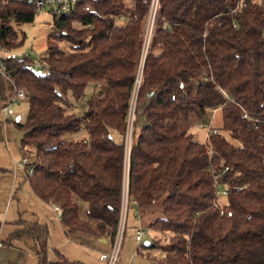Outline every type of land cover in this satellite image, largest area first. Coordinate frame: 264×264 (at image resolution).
<instances>
[{
    "label": "trees",
    "instance_id": "1",
    "mask_svg": "<svg viewBox=\"0 0 264 264\" xmlns=\"http://www.w3.org/2000/svg\"><path fill=\"white\" fill-rule=\"evenodd\" d=\"M34 14L24 0L0 2L3 50L22 44L17 27ZM52 27L35 71L31 56L1 61L0 103L13 86L26 95L24 121L11 120L22 157L34 154L23 175L60 208L64 233L113 240L139 77L133 118L143 122L132 123L124 228L128 211L160 214L147 224L159 235L141 245L161 252L145 251L152 264H264V0H81ZM89 83L100 86L77 114L66 96L78 99ZM207 110L220 111L221 125L207 124L204 142L178 129L176 118ZM80 125L86 139H65ZM19 223L11 239L30 237L39 264H75L59 253L46 261V226Z\"/></svg>",
    "mask_w": 264,
    "mask_h": 264
},
{
    "label": "rangeland",
    "instance_id": "2",
    "mask_svg": "<svg viewBox=\"0 0 264 264\" xmlns=\"http://www.w3.org/2000/svg\"><path fill=\"white\" fill-rule=\"evenodd\" d=\"M259 1V0H258ZM150 19L146 20L145 29L147 35L150 31ZM20 35H23L22 44L14 49L16 53L27 52L30 54L32 61H36L39 58V54L44 52L47 41L54 38L51 36L53 32L52 27V16L44 8L40 12H35L33 21L30 23H25L17 27ZM95 89L92 83H89L84 91L83 95L78 99H73L71 95H67V102L71 104V109L77 114H80L82 110V103L86 97ZM98 87H96L97 91ZM27 111V100L20 101L12 106V115L10 121H4L0 118V168H10L11 160L17 162L22 158V149L19 145V140L22 131L15 127L11 120L18 119L22 123L25 119ZM134 119V118H133ZM136 125L140 126L143 122L141 117L134 119ZM177 127L179 130L185 131L190 134L194 140L198 142L205 141V133L207 130V124H210L212 128L219 129L221 125V115L219 110H207V114L204 117L198 118L194 115H190L187 118L178 117L175 119ZM196 123H204L205 127L199 128ZM225 138L233 144H237V141L232 139L226 132H222ZM115 139H118L115 134L112 133ZM87 138V132L85 128L80 125L75 131L67 133L65 139L68 141H78ZM21 153V155H20ZM28 160H32L34 157L33 150L30 148L27 152ZM11 172V171H10ZM1 173V171H0ZM5 174V173H3ZM11 183L13 180V175L10 173ZM21 180V177L19 178ZM12 187L6 192L5 200L3 202V195L0 196V264H39L38 259H36L32 254L31 240L27 237L23 238V242H20L18 246H22L25 249V253L22 256L17 257V251L14 247L3 246L2 241L6 240L11 232L12 225L9 219L8 200L11 197ZM27 191L32 194L28 182H22L20 187L15 192V198L11 203V210L15 209L16 204L21 206L22 204H29L34 206V201L30 200L27 195ZM17 200V203H16ZM78 205V214L80 217H84V210L86 209V203L81 200H76ZM135 212V211H134ZM160 217L159 213H154L145 216L144 218H138L136 213L131 214L128 211L126 226L123 230V235L121 238V244L119 248L118 262L119 264H152L150 258H147L144 254L145 251H149L150 255L160 256L161 252L158 249H145L141 245L144 242L151 241L152 237L159 235L156 231L148 227V222ZM47 219L49 225V239L53 238V242L57 243L56 248H58L61 253L64 254L65 258L75 264H95L97 261V255L99 252L103 251L98 248V246L104 247L95 237L86 233H75L64 236L60 231V227L56 218L48 213ZM54 227L58 228V232H53ZM142 230L140 240H135L134 236L137 231ZM49 242V240H48ZM136 249L139 251L136 253ZM51 254L54 253L52 246L48 250ZM55 258L56 254H55ZM98 264V263H97Z\"/></svg>",
    "mask_w": 264,
    "mask_h": 264
},
{
    "label": "built area",
    "instance_id": "3",
    "mask_svg": "<svg viewBox=\"0 0 264 264\" xmlns=\"http://www.w3.org/2000/svg\"><path fill=\"white\" fill-rule=\"evenodd\" d=\"M5 0H0V2H4ZM33 6L35 12H40L41 9H46L52 17H60L67 14L72 13L78 6L81 5V0H24ZM84 10H89L88 6L84 7ZM40 55V54H39ZM30 54L27 52L16 53L15 51H5L0 47V73L1 75H5L1 69L2 60L5 58L14 59L17 61L23 60L29 57ZM27 68L31 71H35L39 67L38 59L33 63H27ZM139 83V77L135 80V88L130 98L129 110L126 119L125 131L123 134V147L125 153V164L123 169V185H122V195H121V212L120 219L113 237L111 241L110 247L108 251H102L99 253V260L102 264H118V253L121 244V238L123 235L124 224H125V216L127 210V159L128 153L130 150L131 140H132V123L134 116V108H135V98L137 87ZM99 84H96V87L99 88ZM27 100L25 93L22 89L12 87L8 98L0 103V118L4 121H10L12 115V106L16 103ZM196 126L199 128L204 127L203 123H196ZM28 159L26 157H22L20 161H13L12 168L13 171H20L22 174H30L31 167H27ZM53 209L56 214L60 215V208L57 205H53ZM142 234V230L137 231L135 234V240H140ZM1 245V243H0Z\"/></svg>",
    "mask_w": 264,
    "mask_h": 264
},
{
    "label": "crops",
    "instance_id": "4",
    "mask_svg": "<svg viewBox=\"0 0 264 264\" xmlns=\"http://www.w3.org/2000/svg\"><path fill=\"white\" fill-rule=\"evenodd\" d=\"M20 155H21V153H20ZM22 156H24L23 153H22ZM12 162H13V160H11L10 168H8V166L5 169L0 168V171H1V173H0V196L3 195V202L5 200L7 190L11 187H12V190L15 189V191L12 192L10 199L8 200V208H7V211L9 210V214H11V216H9V219H8V220H11L10 221V224L12 225L11 230L14 231L16 228L21 227V225H19L20 220L36 221L40 224H44L48 230L47 247H46V251H45V260L46 261H55L57 259V258H55V254H56V257H57L58 253L61 254L62 256H64V254L61 253V251L55 247L57 243L53 242V238L50 237V239H49V231L50 230H49L48 224H50V223L47 219L48 213L52 214L56 218L62 234L66 237H68L69 235H66L64 233V228L60 222V218L53 209V205H55V204L51 203V202H45V201L39 199L35 194H34L35 196H33L32 194H30L27 191L28 198L31 201L32 200L34 201V204H33L34 206L29 205V204H22L21 206H19L18 204H16L15 209L11 210L10 207H11V203L13 201V198L16 199L15 198L16 190L20 187L22 182H27L26 177L22 174V172L13 171ZM3 173H5V174H3ZM10 173H12V175H13L12 183H11ZM20 177H21V180H19ZM16 203H17V200H16ZM126 212H127V210H126ZM134 213H135L134 211L131 212V214H134ZM125 220H126V216H125ZM58 231H59V229L54 227L53 232L56 233ZM12 232H11V234H12ZM11 234L9 235V237L6 240L2 241L3 246L14 247L15 250L17 251V257L22 256V254L25 253V249L22 246H18V245L20 242H23L24 237H27L31 240V249H32V253H33L32 255L36 259H38L37 255L33 251L32 247H33L34 243L30 237L25 235L23 237L11 239ZM73 234H75V233H73ZM70 235H72V234H70ZM93 237H95V236H93ZM95 238L104 246V247L98 246V248L100 250H103V251H108L110 244H111V239L108 236L95 237ZM101 239H103L104 242H101L100 241ZM48 240H49V242H48ZM51 246L54 250L53 254H51L48 251ZM118 256H119V253H118ZM98 257H99V254L97 255V261L95 264H97V263L102 264ZM67 260L69 261V259H67ZM38 262H39V260H38ZM118 264H119V262H118Z\"/></svg>",
    "mask_w": 264,
    "mask_h": 264
},
{
    "label": "water",
    "instance_id": "5",
    "mask_svg": "<svg viewBox=\"0 0 264 264\" xmlns=\"http://www.w3.org/2000/svg\"><path fill=\"white\" fill-rule=\"evenodd\" d=\"M16 120H17V118H16ZM100 241H101V242H104V240H103V239H101Z\"/></svg>",
    "mask_w": 264,
    "mask_h": 264
}]
</instances>
